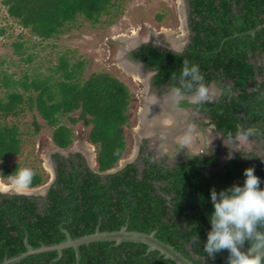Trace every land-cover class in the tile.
Listing matches in <instances>:
<instances>
[{"label": "trees", "instance_id": "obj_1", "mask_svg": "<svg viewBox=\"0 0 264 264\" xmlns=\"http://www.w3.org/2000/svg\"><path fill=\"white\" fill-rule=\"evenodd\" d=\"M117 1L1 0V5L24 29L49 40L75 26L79 18L92 26L100 23ZM191 7L195 15L193 37L182 55L143 46L132 56L158 71L156 86L178 85L173 76L179 77L185 60L199 65L208 85L217 81L233 83L229 89L223 87L225 94L217 104L203 111L230 140L249 128L253 129L252 135L264 140V28L255 35H242L264 25V0H192ZM157 19L161 21L163 17L159 15ZM21 47L15 45L17 53ZM83 69V62L70 65L63 56L57 79L27 77L14 81L3 76L0 80V91L6 90L5 96L0 97V115L15 114L28 104L52 129L51 139L58 148L68 149L74 138L73 129L62 124L61 117H66L72 126H88V141L97 149L98 171L95 174L84 165L68 166L55 155L56 181L41 209L35 197L0 193V264L5 257L26 251L25 237L32 247L38 248L41 244L63 242V230L72 238H79L93 234L98 226L101 231L111 232L126 224L130 231H157L159 240L174 246L195 264H222L217 253L210 258L203 252L210 230L208 217L213 211L209 190L242 184L243 172L250 167L264 181V159L241 153L229 161L224 171L210 172L209 177L204 172L207 166L214 167V157L185 158L173 169L160 168L149 159L140 178L135 165L102 176L114 169L124 155L123 128L128 125L131 93L125 83L106 72L93 73L83 80ZM38 117L33 121L36 133L44 128ZM21 137L16 124L0 125V163L21 154ZM19 169V164L1 165L0 179H11ZM33 173L30 189L45 181L41 173ZM146 249L147 246L135 243L118 247L110 242L93 243L80 247L79 264H173L157 252L146 255ZM222 252L228 257L227 250ZM57 257L55 251L42 253L17 264H76L71 248L60 259Z\"/></svg>", "mask_w": 264, "mask_h": 264}, {"label": "rangeland", "instance_id": "obj_2", "mask_svg": "<svg viewBox=\"0 0 264 264\" xmlns=\"http://www.w3.org/2000/svg\"><path fill=\"white\" fill-rule=\"evenodd\" d=\"M182 1L185 0H118L111 13L104 15L100 23L92 26L89 22L79 18L75 26H70L69 29L55 38L43 40L10 18L0 0V31H3L2 34L0 33V80L3 76H8L14 81H24L27 77L30 80L37 78L57 79L61 74L57 71L60 58L64 56L70 65L78 62L84 63L83 80H86L93 73L106 72L125 83L132 98L127 114L129 123L127 127L123 128L127 151L116 165L115 169H118L124 162L133 159V156L136 155L134 152L137 148L138 136H142L141 127L147 120L140 114L144 107L143 94L145 88L142 83L145 82V79L142 75L125 70L122 64L124 57L120 59V56H123L126 48H132V46H128V43L134 38L142 39L141 42L148 43L151 31L157 34L169 33L172 36L171 39L173 37L179 40L188 39L189 33L187 30H182V22H180L181 14L184 11V6L181 8ZM159 15L163 17L161 21L157 19ZM17 44L22 45L18 53L15 48ZM211 89L210 92L214 95L219 92L217 87L211 86ZM17 90L23 92L21 87H18ZM5 93L6 90H1L0 97H4ZM166 99L163 98L161 101L155 99L156 104L157 101L159 102L157 107L162 109L164 105V109H166L168 103L172 104L174 101L172 96H169V100ZM160 102L162 103L161 106ZM74 115H78V113ZM35 117H38L37 112L31 111L28 104L21 106L15 114L0 115V125L16 124L23 141L21 154L1 162L0 166L19 164L20 169L29 168L41 173L45 180L43 186L34 189V192L31 193L32 197L41 201L45 195V191L41 193L42 188L50 185L54 179L52 156L57 152L51 139L52 129L47 127L45 122L38 117L37 120L44 125V128L36 133L33 125ZM168 120H171L170 117ZM61 123L68 125L74 132L73 144L65 153H62L63 156H67L75 148L92 149L88 144V126L82 124L72 126L66 117H61ZM204 131L202 132L200 129L199 132L202 134L195 137L197 145L202 146V142H204L205 146V141L201 138ZM214 141H219V139L214 138ZM257 147L259 152L264 154V142L257 143ZM162 149H164V145ZM209 149L213 150L214 145L208 144L207 150ZM170 150L167 149L168 154ZM161 151L163 153V150L160 149L158 153ZM94 157L93 154L92 158ZM171 162L169 157L168 163ZM92 169H96V166H92ZM1 181L6 186H12V179ZM5 194L12 195L14 193L5 192Z\"/></svg>", "mask_w": 264, "mask_h": 264}, {"label": "flooded vegetation", "instance_id": "obj_3", "mask_svg": "<svg viewBox=\"0 0 264 264\" xmlns=\"http://www.w3.org/2000/svg\"><path fill=\"white\" fill-rule=\"evenodd\" d=\"M191 2L192 0H185L183 2V5L181 8H183L184 6V9H183L184 11L180 17V22L183 21L182 30L183 31L187 30V32L189 33V38L188 39L182 38L181 40H179L178 38L173 37V39L179 41L180 43L179 49H173L169 47L167 42L166 44H160V43L154 44L155 42H152V41H149L148 43H144V42H141L140 40V43L132 47V50H130L126 55L127 57H125L126 58L125 60H127L128 63L132 65L140 66L142 71L147 75V79L144 80L145 83L141 82L145 88L144 94H143L144 95V107L142 111L146 109L147 105H149L148 102L151 103L153 99H154L153 102L155 103H156L155 99H160L161 101L163 98L165 99L168 98L169 100V96H172L171 91H170L171 86L169 85V83L163 84L161 86H156L155 77L156 75H158V71L148 68L144 61L135 59L132 56V53L135 51H138L143 46H147V47H157L163 51H168L174 54L182 55L185 52V49L188 47V45H190L191 39L193 37L192 19L195 17V15L192 12ZM170 38H172L171 35H170ZM261 61L264 63V55L262 56ZM232 85L233 83H226L222 81L211 82L208 85L210 87V90L212 91L211 86L217 87L219 89V92H217V95H214V93L212 94L210 92L211 94L209 97V102L203 103V104H194L191 99V94H186L184 99L178 105L174 101L172 102V104L169 102L166 109L157 110L155 111V113L152 112L153 114L149 117H146L147 120L144 122V126L141 127L143 130L142 136H138V140L136 143L137 148H136V151L134 152V154L136 155L133 156V159H130L124 162V164L121 165V167L118 168L116 172L108 173L109 172L108 171L104 174L102 173L101 175L104 176L108 174H115V173L124 171L126 167L129 165H135L136 170H137L136 176L140 178V176H142V173L145 170V163L149 159L156 162V164H158L160 168H164V166H166L169 169H173L177 164H181L182 159H185V158L204 157L206 159H210L214 157L213 159L214 167L212 165H209L207 166L204 172V175L209 177L210 172L224 171L225 166L229 163V161L234 160L235 158L239 157L241 153H245V154L252 153L256 155L260 160H263L264 154H261L259 152L257 143L264 142V140H259L254 135L249 136L245 140L238 139L236 135L234 140H230L226 138L222 132L217 130V127L212 122L211 118L208 115H206L205 112L203 111V110H206L208 107H212L213 105L217 104L222 99V97L225 94L223 87H226L227 89H229L231 88ZM157 103L159 102L157 101ZM130 104H131V99H130ZM128 111H129V108H128ZM142 111H140V114ZM168 117H170L171 119L170 121L168 120ZM198 118H201V119H198ZM128 123H129V119H128ZM190 126H194L192 143L190 145H187L181 148L180 143H179V138L177 140L176 139L174 140L173 135L179 133L181 131L180 129H182L183 127H187V129L189 130ZM200 129L202 130V132L205 130L203 134L204 137L203 136L201 137L205 141V146H204V142L202 141H201L203 143L202 146L197 145L195 142V137L197 135L202 134L201 132H199ZM214 138L215 139L218 138L219 141H214ZM251 143H253L254 145L252 146ZM88 144L89 146H91L92 149H89L86 147L75 148L74 151H70L67 156L62 155V153L63 152L65 153L67 149H60L54 143H53V146L55 147L56 152H57L55 155H58L61 158H63L67 162L68 166L70 165V163L74 165H84V167H87L89 171L97 174L98 173L97 171V149L89 141H88ZM208 144H213L214 149L207 150ZM125 145H126V149H125V152L122 158L125 156L126 151H127L126 139H125ZM163 145H164V149H162ZM231 146H233V148H231ZM166 148L169 150L171 149L169 154ZM159 149L163 150V153L162 151L158 153ZM93 154L95 155L94 158H92ZM55 155L52 156L54 179L49 185V190L56 181L57 162L54 157ZM229 156H231L232 159H228ZM169 157L172 160L171 163H168ZM92 166H96V169L93 170ZM68 170H70L69 167H68ZM42 186L43 185H41L40 187ZM45 188L46 187L42 188V191H41V193L45 191V195L41 201L39 200L40 209L42 208L43 202L49 192V190L46 192ZM34 189H37V188H34ZM167 200H169L168 197H167ZM112 245L114 247H118L121 244L118 246H115L114 243H112ZM147 250L148 249H146V255L150 253H155V252H148Z\"/></svg>", "mask_w": 264, "mask_h": 264}, {"label": "clouds", "instance_id": "obj_4", "mask_svg": "<svg viewBox=\"0 0 264 264\" xmlns=\"http://www.w3.org/2000/svg\"><path fill=\"white\" fill-rule=\"evenodd\" d=\"M173 80H178V85L173 83L170 88L177 105L186 94H191L194 104L209 102L210 88L198 64L183 61L179 77L174 75ZM193 128L190 126L179 138L181 148L192 143ZM252 134L253 129L249 128L237 133V137L245 140ZM33 177L31 169H19L11 176L12 186L17 191L27 190ZM243 177L242 184L234 183L220 191L215 187L209 190L213 211L208 217L210 230L203 252L214 258L216 253L227 250V264H264V188L261 187L264 181L251 167L244 170Z\"/></svg>", "mask_w": 264, "mask_h": 264}, {"label": "water", "instance_id": "obj_5", "mask_svg": "<svg viewBox=\"0 0 264 264\" xmlns=\"http://www.w3.org/2000/svg\"><path fill=\"white\" fill-rule=\"evenodd\" d=\"M263 28L264 25H261L256 29L242 35H255L256 32L260 31ZM242 35H235L234 37H238ZM130 49L132 48L125 49V52L123 54L124 59H126L125 57H127L126 55L130 51ZM117 170L118 169H113L108 173H114ZM45 190L46 192L49 190V185L45 188ZM0 193L5 194V192H1V191ZM5 195H9V194H5ZM12 195H24V196L32 197L31 193L30 194L14 193ZM63 233L66 236V239L63 242L53 245L41 244L38 248L32 247L28 242V238L25 237L24 245L26 247V251L12 258L5 257L4 261L1 264H17L27 259L30 256L39 255L42 253L54 252V251L57 252L58 254L57 259H60L63 256V252L70 248L73 249L75 252L76 264H79L81 258L80 247L88 246L90 244L99 243V242H110V243H114L115 246H118L122 243L142 244L147 246L148 252H157L162 258H164L165 260L172 261L173 264H195L192 260H190L189 258L185 257L182 253L177 251L174 246L159 240L156 237L157 231H153L149 234L138 231H130L128 229V225L126 224L120 230L111 231V232L101 231L98 226L93 234L85 235L79 238H72L70 233L66 230H63ZM246 248L247 246L245 245L244 250H246ZM217 254L221 259V263L227 264V256L225 255V253L221 251L218 252Z\"/></svg>", "mask_w": 264, "mask_h": 264}, {"label": "bare ground", "instance_id": "obj_6", "mask_svg": "<svg viewBox=\"0 0 264 264\" xmlns=\"http://www.w3.org/2000/svg\"><path fill=\"white\" fill-rule=\"evenodd\" d=\"M183 22V21H182ZM183 29V28H182ZM149 41H152V42H155V43H160V44H166V42L168 43L169 47L173 48V49H179L180 48V43L179 41L175 40V39H171L170 38V35L169 33H166V32H163V33H155L154 31H151L150 34H149V38H148ZM181 40V39H180ZM142 41V39H141ZM140 43V40L138 38H134L133 40H131L128 44V46H135L137 44ZM123 56H120V59H122ZM122 64L124 65V69L125 70H129L133 73H137L139 75H142L144 79H147V75L142 71V69L140 68V66L138 65H132L130 63H128L127 60H123ZM128 71V72H129ZM139 77V76H138ZM140 78V77H139ZM145 83V82H144ZM162 103H160V106H161ZM158 103L156 104L155 102H152V103H149V105L146 106V109L143 110L141 112V115L143 117H149L151 116L152 112H154L155 110H163L164 109V105L162 106V109L161 107H157ZM152 111V112H151ZM154 116V115H153ZM187 127H183L181 129V131L177 134H174L173 135V139L177 140L178 138H180L186 131H187ZM193 131V129H192ZM31 190V191H30ZM34 189H27V190H24V191H17L13 188V186H6L1 180H0V191L1 192H12V193H24V194H30L33 191Z\"/></svg>", "mask_w": 264, "mask_h": 264}]
</instances>
